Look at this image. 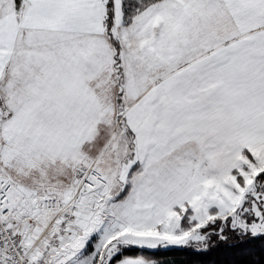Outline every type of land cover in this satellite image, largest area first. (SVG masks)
<instances>
[{
	"label": "crops",
	"instance_id": "0c3cea01",
	"mask_svg": "<svg viewBox=\"0 0 264 264\" xmlns=\"http://www.w3.org/2000/svg\"><path fill=\"white\" fill-rule=\"evenodd\" d=\"M115 7L117 54L104 0H0V51L12 53L11 75L0 80L11 87L2 89L0 105L10 115L37 116L43 131L47 117L58 116L54 161L66 183L72 188L76 171L94 164L104 199L111 196L106 205L121 213L125 201L113 198L117 165L171 180L182 203L210 187L221 193L246 156L264 158V0H160L129 25L116 0ZM3 135L1 125L0 178L10 184L12 220L27 237L17 213L31 197H23L41 181L58 186L46 180L44 143L32 137L9 147Z\"/></svg>",
	"mask_w": 264,
	"mask_h": 264
},
{
	"label": "rangeland",
	"instance_id": "374dc122",
	"mask_svg": "<svg viewBox=\"0 0 264 264\" xmlns=\"http://www.w3.org/2000/svg\"><path fill=\"white\" fill-rule=\"evenodd\" d=\"M116 2L118 5L121 4V0H116ZM115 18L112 34L118 41ZM108 37L113 44L112 37L110 35ZM114 53H116L115 49ZM14 54L26 53L15 52ZM35 54L42 55L44 53ZM58 54V52L51 53L48 57L58 58ZM11 57L12 53L0 51V80L4 76L11 75ZM9 87H11L9 82L2 83L0 81V98L3 97L2 89ZM9 112L5 103H1L0 129L2 125L3 134L9 140V147L13 140L26 142L32 137L31 141H36L35 145L44 143L47 146L45 151L51 157V160L45 163H50L46 166V168L49 167V177L46 180L58 186L56 191L50 188L56 192L53 193L50 189L43 188L47 184L41 181L31 195L23 197H31L30 203L28 202L29 204L26 206L21 203L23 210L17 213L20 217L19 220L23 221L20 223L22 232L28 234L25 237L20 232L22 243L27 248L34 247L32 253L35 258L46 255V258L55 264H99L104 255L102 264H111L113 257L124 248L123 246L131 243H138L153 250L158 247L167 249L173 244H185L187 240L188 244L196 246L203 243L202 239L207 240V237L204 238L205 233L210 230L219 231L222 227L225 230L234 229L239 235L264 233V173L259 175L264 172V158L257 156L253 158L246 156L243 160L246 163L237 165L236 170L228 173L226 185L220 189L221 193L210 187L209 193L189 196V201L184 203L182 201L186 197L175 195L176 190H174L171 180L155 182L156 180L149 174V171H147L148 173L139 172L137 164H128L126 172L122 167L120 168L121 165L113 166L111 169L115 180L112 181V186L117 188V194H119L113 198L125 201L123 213L118 208L106 205V200L111 196L104 199L102 195L103 189L100 188L103 187L101 185L104 183V177L103 183L88 195L75 200L65 209V212L58 216L56 213L48 212L42 205L44 198H55L58 200L59 206L64 208L73 199L77 188L76 177L73 176L70 182H73V185L70 188L66 183L63 169L58 166V162L54 161L58 155L59 117L56 115L47 117L48 125L43 131L44 123L41 120H36L37 116L10 115ZM7 125L12 129L10 135H6L8 133L6 132ZM29 150L31 151L32 148ZM93 151H98V149H93ZM84 152L86 153L88 150ZM36 156L42 160L46 154L39 148L36 150ZM124 172L126 177L122 178ZM257 174L255 181L254 177ZM152 182H155L156 188L154 186L149 188ZM149 189L153 190V194L152 192L148 194ZM154 192H160L162 195L155 196ZM246 192L248 194L245 206L241 210L237 222V211ZM66 193L68 194L66 195ZM61 195L63 196L59 197ZM18 200H22V197L14 201ZM149 200H152L154 205H148ZM35 222L39 224L35 225ZM57 233L60 234L58 244L49 248L52 238ZM202 235L204 237L201 238ZM216 237L219 238V236ZM220 238L227 239V234L221 235ZM116 241L121 242L115 243ZM160 260V258L141 254L124 256L114 264H161Z\"/></svg>",
	"mask_w": 264,
	"mask_h": 264
},
{
	"label": "trees",
	"instance_id": "16d2710c",
	"mask_svg": "<svg viewBox=\"0 0 264 264\" xmlns=\"http://www.w3.org/2000/svg\"><path fill=\"white\" fill-rule=\"evenodd\" d=\"M105 23L108 35L112 37L116 53L120 52V43L113 37L112 28L115 18L114 0H104ZM160 0H121L122 21L129 25L132 18L148 5ZM264 172L259 173L262 174ZM245 194H248L247 192ZM231 226V225H230ZM229 228V227H228ZM228 230V231H227ZM221 228L205 233L207 240L201 245H172L167 249H149L138 243L124 245L123 249L113 257L114 264L124 256L147 255L160 258L161 264H264V233L258 235H239L234 229ZM227 232V233H226ZM227 234V239L220 238ZM216 236H219L217 238ZM202 238V237H201ZM116 241L115 243H120ZM110 244V243H109Z\"/></svg>",
	"mask_w": 264,
	"mask_h": 264
},
{
	"label": "built area",
	"instance_id": "2783aa9c",
	"mask_svg": "<svg viewBox=\"0 0 264 264\" xmlns=\"http://www.w3.org/2000/svg\"><path fill=\"white\" fill-rule=\"evenodd\" d=\"M0 176L2 171L0 170ZM77 188L73 199L64 207H60L58 200L46 197L42 201L44 209L51 213L59 214L72 205L79 197L88 195L98 185L103 183L102 172L94 165H84L75 174ZM10 184L5 178H0V264H55L46 258V255L35 258L34 247L27 248L22 243V239L17 228V224L12 220L15 207L10 203ZM60 234L57 233L51 240L50 247L58 244Z\"/></svg>",
	"mask_w": 264,
	"mask_h": 264
},
{
	"label": "water",
	"instance_id": "95a60500",
	"mask_svg": "<svg viewBox=\"0 0 264 264\" xmlns=\"http://www.w3.org/2000/svg\"><path fill=\"white\" fill-rule=\"evenodd\" d=\"M257 176H258V174L255 175V177H254V178H255V179H254L255 181H256ZM254 184H255V182H254ZM246 197H247V194H245V195L242 197L241 204H240V206H239V209H238V211H237V215H236V221H237V222H238V219H239V216H240L241 210H242V209L244 208V206H245ZM220 231H221V229H220ZM201 237H204V235H202ZM103 259H104V255H103V257H102V259H101V261H100L99 264H102Z\"/></svg>",
	"mask_w": 264,
	"mask_h": 264
}]
</instances>
